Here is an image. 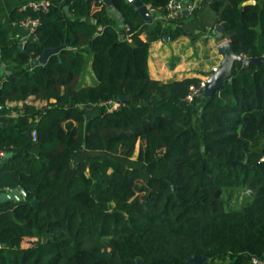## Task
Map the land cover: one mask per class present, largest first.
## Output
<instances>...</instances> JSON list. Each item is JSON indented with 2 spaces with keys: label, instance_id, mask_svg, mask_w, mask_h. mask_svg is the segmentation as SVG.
I'll use <instances>...</instances> for the list:
<instances>
[{
  "label": "trees",
  "instance_id": "obj_1",
  "mask_svg": "<svg viewBox=\"0 0 264 264\" xmlns=\"http://www.w3.org/2000/svg\"><path fill=\"white\" fill-rule=\"evenodd\" d=\"M141 1L161 17L147 22L114 0L118 24L103 0H50L17 15L38 21L37 41L20 49L0 28L10 63L8 75L0 71V153H11L0 192L27 194L0 202V264L264 259V62H236L210 96L200 78L163 82L147 64L151 42L193 38L218 19L221 41L246 58L263 56L264 0H198L191 14L168 20L169 0ZM89 57L97 82L80 85ZM191 87L201 91L188 100ZM121 95L127 100L112 107ZM240 188L248 197L227 208L223 191Z\"/></svg>",
  "mask_w": 264,
  "mask_h": 264
},
{
  "label": "crops",
  "instance_id": "obj_2",
  "mask_svg": "<svg viewBox=\"0 0 264 264\" xmlns=\"http://www.w3.org/2000/svg\"><path fill=\"white\" fill-rule=\"evenodd\" d=\"M180 1L183 4V12V10L187 8L186 4L190 0ZM42 2L49 3L50 0H0V28L5 31V35L10 43L17 44V46L22 49L24 46L37 41L35 28H33L30 23L25 24L24 21L26 19L23 20L22 18H18L17 15L20 13L22 6ZM146 6L149 10L153 9L147 4ZM63 9L68 19L73 20L76 17V14L72 12L69 5H64ZM192 9L193 6L191 4L190 11L187 14L181 13L187 16L191 14ZM110 11L115 20L118 21V24H120L122 15L115 12L114 5L113 9L110 8ZM153 11V14L149 12L144 13V18L147 22L161 17L158 10L153 9ZM82 19L85 21H95L92 17L88 16H84ZM216 22L217 21L211 24L209 22L204 26L201 32L196 29L193 38L187 35H180L169 43H164L159 39L151 42L148 47L147 57L150 76L163 82L178 80L185 77H197L205 82L211 74L212 69L217 66L221 60V55L218 53L217 47L224 41H221L219 36L216 35V33H218L215 30ZM91 64L92 59L89 57L84 71L78 79L80 85H92L97 82ZM8 65H10V63L4 61L0 52V71L2 78L10 73ZM98 110H103V106L100 105ZM88 112L91 116L99 113L95 110V107L91 108ZM6 154L7 153L3 152L0 153V169L8 164V158L11 154L9 156Z\"/></svg>",
  "mask_w": 264,
  "mask_h": 264
},
{
  "label": "water",
  "instance_id": "obj_3",
  "mask_svg": "<svg viewBox=\"0 0 264 264\" xmlns=\"http://www.w3.org/2000/svg\"><path fill=\"white\" fill-rule=\"evenodd\" d=\"M127 2H131L133 6H135L139 13L142 14L143 17L144 13H151L153 14V9H148L146 4H144L141 0H125ZM103 2L111 9H113V0H103ZM192 4V0H190L186 6L187 8L183 10V14H187L190 11V6ZM215 30L220 33L223 31V27L220 24V20L218 19L215 24ZM64 47L63 44L59 46L52 47V48H45L42 53L31 60L30 65L34 66L37 64H42L47 61L49 56L54 53H58ZM218 53L221 55L220 63L215 66L209 77L206 79L203 91L201 93L202 96H210L213 91L221 86L225 80H228L232 76V68L234 64L240 63L244 66H248L249 64H259L264 62V55L260 57H251L246 58L241 54H237L232 44L229 40H226L218 45L217 47ZM127 100V96L121 95L115 102H124ZM30 136V134H28ZM11 153H7L6 155L9 156ZM235 163V162H234ZM27 196L26 191L24 188L14 187L7 191L0 192V202L12 200V201H20L25 199ZM33 204L36 203L35 200L32 201ZM206 258L204 256L195 255L193 257L187 258V261L191 264H203ZM136 264H142L141 258L136 259Z\"/></svg>",
  "mask_w": 264,
  "mask_h": 264
},
{
  "label": "built area",
  "instance_id": "obj_4",
  "mask_svg": "<svg viewBox=\"0 0 264 264\" xmlns=\"http://www.w3.org/2000/svg\"><path fill=\"white\" fill-rule=\"evenodd\" d=\"M197 1L198 0H192V6H194ZM48 4H49L48 2L32 3V4H29V5L22 6L21 10L26 9L28 6L33 8V9H37L39 7H43L44 9H46ZM167 9H168V12H167V14L164 15V20H168V19L177 17L182 12L183 4H182V2L180 0H169L168 3H167ZM24 23L25 24L30 23V25L33 26V28H35L37 26V24H38V21L37 20L26 19L24 21ZM159 40H161L164 43H169V42L172 41L170 36L160 37ZM200 91H201V87H191V91L187 95V99L188 100H193V98L195 96H197L200 93ZM104 105L105 106H110V104H104ZM117 105H118V102L111 103L112 107H116ZM31 136L33 138H35V132H32ZM251 264H264V259L254 257L251 260Z\"/></svg>",
  "mask_w": 264,
  "mask_h": 264
},
{
  "label": "rangeland",
  "instance_id": "obj_5",
  "mask_svg": "<svg viewBox=\"0 0 264 264\" xmlns=\"http://www.w3.org/2000/svg\"><path fill=\"white\" fill-rule=\"evenodd\" d=\"M201 32V30L199 31ZM101 106H105V105H101ZM99 107H95V110L98 112H101L100 110H98ZM90 115V113H89ZM137 155V151L134 153L133 157L135 158ZM248 197V192L246 191V189H233V190H225L223 191L222 194V198L224 200V203L226 205V207L228 208V205L230 207H234L238 202H241L243 200H245Z\"/></svg>",
  "mask_w": 264,
  "mask_h": 264
}]
</instances>
